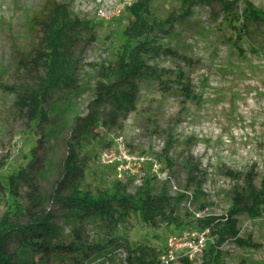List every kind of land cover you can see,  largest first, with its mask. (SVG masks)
<instances>
[{
	"label": "rangeland",
	"instance_id": "obj_1",
	"mask_svg": "<svg viewBox=\"0 0 264 264\" xmlns=\"http://www.w3.org/2000/svg\"><path fill=\"white\" fill-rule=\"evenodd\" d=\"M45 1L0 0V220L8 210L21 212L23 223L29 221L31 210L51 213L55 243L110 242L84 264H139L129 262V250H145V259L154 264H185L183 259L202 264L212 237L198 221L230 209L237 181L228 172H253L257 186L264 182V28L252 26L251 34L235 46L238 32L224 19L218 3L195 2L189 7L185 0H152L150 21L164 22L163 31L154 36L155 45L173 53L152 54L148 64L183 71L190 94L184 96L173 74H164V83L146 74L139 79L136 110L115 124H105L110 107L96 109L97 89L99 83L116 80L111 67L123 52L124 32L132 20L128 7L135 0H58L68 5L73 18L91 28L73 49L75 86L50 93L46 102L50 120L40 125L18 99L27 96L45 73L37 60L45 51L43 31H31L29 26ZM231 1L243 9L245 0ZM249 1L264 11V0ZM170 17L178 19L171 24L166 22ZM96 111L100 122L88 135L79 136L77 124ZM117 137H123L132 156L155 159L169 179L154 177L150 164L132 163L119 180L120 163L101 159L104 152L115 153ZM71 148L79 156L83 189L97 195L120 182L134 196L141 188L167 193L172 199L167 215L155 225L144 222L140 214L116 222L97 218L79 222L52 200L55 191L70 192L64 161ZM20 172L27 179L19 181L17 198L10 192L9 179ZM191 172L195 182L190 181ZM239 227L240 235L251 237L258 247L229 242L223 247L225 264H264V209L257 219L241 216ZM76 230L81 231L79 238ZM19 240L14 236L8 249L21 259L37 264L75 260L62 254L46 259L25 254ZM169 254L173 259L166 263Z\"/></svg>",
	"mask_w": 264,
	"mask_h": 264
},
{
	"label": "trees",
	"instance_id": "obj_2",
	"mask_svg": "<svg viewBox=\"0 0 264 264\" xmlns=\"http://www.w3.org/2000/svg\"><path fill=\"white\" fill-rule=\"evenodd\" d=\"M152 0H135L128 7L132 18L124 32L125 44L123 52L115 65L111 67L116 80L111 83H99L96 109L109 106L104 123L115 124L120 118H126L136 110L137 98L140 91L139 79L146 74L158 78L164 83V74H173L176 84L181 88L184 96L190 94V84L186 82L183 71L177 72L158 69L148 64V57L161 52L173 53L170 49H162L155 45V34L162 32L164 22H152L149 19ZM189 7L195 2H216L226 19L238 32L235 46L244 37L251 34V27L264 28V11L249 0L244 1L242 10L236 8L235 1L231 0H185ZM188 11L186 12V14ZM185 16V15H184ZM180 18V17H179ZM178 18L170 17L166 22L174 23ZM31 31L37 28L43 31L42 42L45 51L37 56L42 64L44 76L37 81L36 87L29 91L27 96H20L18 105L28 108L32 121L42 125L48 123L50 118L46 109V102L54 89H72L75 86L77 66L72 59L73 49L78 43L80 36L89 31L91 26L88 22L73 18L69 7L58 0H46L42 8L37 11L29 22ZM257 50V49H256ZM254 49V52H257ZM98 112H93L78 123L76 130L80 135H88L94 126L100 122ZM36 149H33L35 153ZM70 155L64 161L65 180H68L70 192L62 195L55 191L52 200L60 203L63 209L79 222L97 218L102 221L116 222L126 220L132 214H140L142 220L155 225L159 217H165L171 206L172 199L167 193L153 194L151 191L140 189L137 196L128 193L127 188L120 182H116L109 191L93 195L81 186L83 171L79 167L80 160L76 151L71 148ZM35 160L30 164L33 167ZM190 181L195 182L191 172ZM228 175L237 181L233 188L232 205L224 215H208L199 219L198 226L209 231L212 242L208 245L207 254L202 264H225L223 260V247L229 242L239 247L257 248L251 237L245 239L240 235V217L247 215L252 219L259 218L264 209V182L259 187L256 184L255 174H235L232 171ZM27 179L25 172L14 174L9 179L10 192L18 198L19 181ZM21 212L8 210L0 220V264H37L30 258L21 259L16 253L9 252V241L14 237L20 238V249L28 255H41L42 259L52 255H68L74 258L73 264H84L94 254L102 252L110 247L109 244L87 245L80 239L77 242L64 244L55 243L57 230L53 224L54 216L51 213L39 215L29 211V221L22 222ZM77 236L81 234L76 230ZM147 252L129 250V262L139 264H154L152 260L147 262ZM146 258V259H145ZM185 264H191L188 259H183Z\"/></svg>",
	"mask_w": 264,
	"mask_h": 264
},
{
	"label": "built area",
	"instance_id": "obj_3",
	"mask_svg": "<svg viewBox=\"0 0 264 264\" xmlns=\"http://www.w3.org/2000/svg\"><path fill=\"white\" fill-rule=\"evenodd\" d=\"M115 153L113 154H109L108 152H104L101 156V159L104 163H120V167H118V178L119 180H124V174L126 169L130 168L129 165L132 163L134 165H139V167L143 166L144 164H150L151 166V171L154 175V177L158 178L159 180H168L169 179V175L168 172L165 171L161 165L153 158L147 157L145 155H141V156H132L129 153V150L127 149V146L124 143L123 137H117L115 138ZM128 164V165H125ZM209 234V231L206 230L205 231V235ZM170 245H172V240L170 242ZM200 245L203 248L205 246V239L204 237L202 238V240L200 241ZM168 260H166L165 262L168 263L169 260L173 259V256H171L170 254L167 256ZM163 260L165 259V256L162 257ZM162 260V261H163Z\"/></svg>",
	"mask_w": 264,
	"mask_h": 264
}]
</instances>
